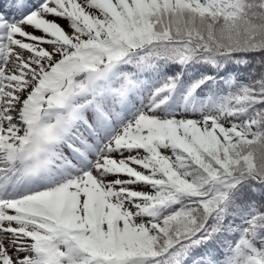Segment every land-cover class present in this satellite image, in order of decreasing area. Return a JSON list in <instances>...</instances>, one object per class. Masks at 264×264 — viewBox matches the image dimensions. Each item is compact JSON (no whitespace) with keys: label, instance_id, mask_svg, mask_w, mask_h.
<instances>
[{"label":"snow or ice","instance_id":"1","mask_svg":"<svg viewBox=\"0 0 264 264\" xmlns=\"http://www.w3.org/2000/svg\"><path fill=\"white\" fill-rule=\"evenodd\" d=\"M0 264H264V0L0 4Z\"/></svg>","mask_w":264,"mask_h":264}]
</instances>
